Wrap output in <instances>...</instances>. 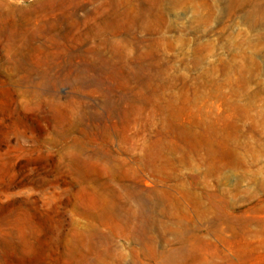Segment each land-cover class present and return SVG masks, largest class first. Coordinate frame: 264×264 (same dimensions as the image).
<instances>
[{"label":"rangeland","instance_id":"obj_1","mask_svg":"<svg viewBox=\"0 0 264 264\" xmlns=\"http://www.w3.org/2000/svg\"><path fill=\"white\" fill-rule=\"evenodd\" d=\"M0 264H264V0H0Z\"/></svg>","mask_w":264,"mask_h":264}]
</instances>
